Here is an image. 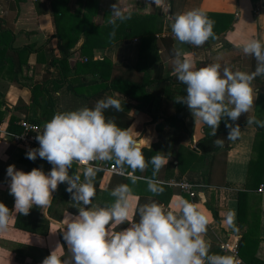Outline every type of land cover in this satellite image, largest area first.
<instances>
[{"label": "crops", "instance_id": "crops-1", "mask_svg": "<svg viewBox=\"0 0 264 264\" xmlns=\"http://www.w3.org/2000/svg\"><path fill=\"white\" fill-rule=\"evenodd\" d=\"M54 1L25 0L17 3L15 0H0V33L14 32V48L40 49L46 45L43 52L33 53L27 58L23 70L16 76L9 62L0 65V122L6 124L8 133L19 134L12 127L13 118L18 119L14 123L16 125L25 117L38 120L44 107L39 108L33 104L31 87L36 83L62 80L61 71L53 61L63 57V48L70 52L77 51L71 60L72 68L77 62L83 67L80 73L72 70L64 81L62 91L57 95V113L84 107L93 108L101 99L116 98L120 100L121 110L109 108L105 110V117L114 120L123 129L130 121L128 128H133L137 141H150L149 147L146 142L141 143L145 159L150 161L151 152L171 154L168 164L157 175V179L165 182L164 191L159 195L149 192L147 184L142 180L132 184L129 177L111 171L108 162H101L103 175H96V196L89 207L111 206L115 198L110 192L121 184H128L135 197L130 200L132 212L136 213L133 215V222L139 221L137 209L141 205L154 201L163 205L165 210L175 212L182 200H188L198 204L199 210L208 219L205 239L211 245L210 254L234 255L228 246H238L240 249L245 237L248 242L243 247V255L249 262L252 255H255L264 263V194L248 189L250 166L263 153L260 137L262 127L247 124L251 117L264 121V77H257L253 81V88L258 92L253 110L242 114L233 122L236 125L244 124L239 127L240 135L229 139L224 174L227 186H220L221 176L214 180V186H206L202 177L204 162L200 151L195 148L205 136L206 125L192 116L187 105L175 101V97L186 95V85L177 79L173 64V50L178 47L182 49L183 58L193 61L196 69L219 63L221 71L224 67L241 71L242 57L247 56L242 51L243 46L253 39L264 43L263 0H165L167 12H163L151 0H61L56 5ZM112 5H118L126 15L131 13L137 20L145 18L142 22H146L149 17L151 24L161 27L162 31L154 35L143 54L141 37L128 40L123 35L125 29L115 28V37L110 39L113 25L107 22V18L112 12ZM57 10H61L63 14L59 15L63 19H56ZM190 10H199L206 16L217 15L214 22L219 21V25L221 21L224 23L225 17L222 16L225 15L233 16L234 21L232 27L222 30L217 36L215 34V39H210L202 47L181 45L171 32L172 17ZM130 23L129 20L122 23L117 21L118 25ZM93 27L97 28L96 31L92 30ZM103 28L106 31L100 33L99 30ZM88 32L89 40L95 46L93 50L86 51L84 46ZM113 40V44L105 46ZM105 61H108L105 67L96 65ZM89 63L94 65L85 67ZM159 64L163 65L160 74L156 70L149 72V68ZM101 75L110 79L121 76L138 84L144 83L147 84L146 89L141 91L124 85L112 86L103 96L96 97L87 105L84 98L76 96L70 88L72 80L100 82ZM155 79L166 81L160 85L151 83ZM103 85H92L84 89V92L88 94L100 90ZM45 105L46 100L43 106ZM173 117H180L184 122V127L180 126L178 132H175L170 121ZM30 149L37 148L16 147L9 138L0 140V203L11 212L7 231L0 232V264H42L58 246H62L57 249V254L62 259L71 257L63 235L69 214L78 215V208L73 205L71 194L66 191L67 184L58 186L57 191L52 194L53 200L49 207L33 206L27 216L15 212V199L9 194L11 180L7 176V168L15 165L16 170L27 173L26 164L31 160L26 158V153ZM39 168L47 174L52 165L43 162ZM152 171L149 163L144 173L136 172L135 175L151 177ZM75 172L81 175L83 181V167L74 164L69 175ZM185 180L194 185L196 197H190L180 188V183ZM244 192L248 194L243 196V205L240 207V193ZM229 209L236 212L238 231L230 229L224 223L225 213ZM18 222L23 228L18 227ZM129 226L126 222L114 230L119 231ZM238 258L242 264L247 263L240 255Z\"/></svg>", "mask_w": 264, "mask_h": 264}, {"label": "clouds", "instance_id": "clouds-1", "mask_svg": "<svg viewBox=\"0 0 264 264\" xmlns=\"http://www.w3.org/2000/svg\"><path fill=\"white\" fill-rule=\"evenodd\" d=\"M155 6L167 12L165 0H151ZM131 19L118 5H112L107 22L113 25L110 39L115 37L117 21ZM171 32L179 44L202 47L215 39L214 21L199 10H190L172 17ZM174 74L186 85V95L175 97L177 103L185 104L192 116L212 129H217L224 118L237 121L242 114L253 110L258 92L253 88L257 77H264V43L253 39L243 46V53L255 58L256 68L251 73L232 71L219 63L196 69L195 63L185 59L182 49L174 48ZM121 110L120 100L107 97L96 102L93 108L84 107L75 111L58 112L46 122L42 133L36 136L40 147L30 149L26 158L37 157L52 165L49 173L33 169L28 173L7 168L10 192L15 199V212L27 216L33 206L49 207L53 193L60 184H67L78 215L69 214L63 239L71 251L70 259H62L57 249L46 257L42 264H241L235 255L210 254L211 245L205 236L208 219L199 210V205L182 200L178 211L165 210L156 202L146 203L137 209L139 221L133 222L132 188L128 184L115 187L110 195L114 202L109 207H89L96 196L94 181L102 169L101 162H113L119 175L127 176L132 184L143 181L153 195L163 193L164 181L157 175L171 158V154L157 153L150 161L145 159L141 143L132 129L119 127L114 120L106 119L105 110ZM247 124L264 128V121L248 118ZM230 129L228 139L240 135L239 126L225 125ZM134 127V126H133ZM137 134V133H136ZM224 140L216 139L215 146H223ZM97 162H99L97 164ZM149 163L151 177L137 176L144 173ZM83 165L81 175H69L73 165ZM130 169L131 171H128ZM169 184L171 182H168ZM82 205V206H81ZM11 212L0 203V232L7 231ZM130 226L114 230L124 223ZM224 223L237 230L236 212L229 209Z\"/></svg>", "mask_w": 264, "mask_h": 264}, {"label": "trees", "instance_id": "trees-1", "mask_svg": "<svg viewBox=\"0 0 264 264\" xmlns=\"http://www.w3.org/2000/svg\"><path fill=\"white\" fill-rule=\"evenodd\" d=\"M17 3L18 2H23L25 0H15ZM61 0H55L53 3L56 5V3H58ZM70 1V0H68ZM61 10H57L55 11V17L57 20H61L63 19V17H60ZM63 14V13H61ZM217 15L215 14H208V18L211 19L212 21H215L216 19H214ZM225 17L224 23L222 24L221 21V25H219V21L218 22H214V28L213 31L214 33L217 34L222 32V30L226 29V28H230L232 27V23L234 21V17L231 15H225L222 16V18ZM74 18V17H72ZM139 20H137L136 18H134L133 16H131V19H129V21H131V25L130 24H120L118 25V27H120L119 29H125V32L123 35H125L126 39H132L136 36H140L142 39V54L143 51L147 48H149L151 41L154 38V35L157 32H161L162 29L161 27H158L154 24H151L149 21V17L146 19V22H142L145 18L140 17L138 18ZM128 21V20H127ZM160 20L158 19V22ZM122 23V22H121ZM118 27H116V30H118ZM113 28V27H112ZM97 28L93 27L92 30L96 31ZM106 31V28H103L101 30H99V32H104ZM129 31V32H127ZM88 35V39L85 43L84 49L86 51L88 50H93L94 48V44L93 41L89 40V32L87 33ZM9 37V38H8ZM15 39V35L14 32H9V31H3L2 33H0V65H2V63L4 62H9L12 66H13V71L15 73V76L20 73L23 70V65L25 63H27V58L35 53V54H40L41 52H43L45 50V47H42L40 49H32L31 47H22L19 49H16L13 47V42ZM170 40V39H169ZM168 41V39H167ZM165 41V42H167ZM115 41H110L109 43H107L105 46L110 44H113ZM47 43V42H46ZM45 43V44H46ZM76 52H70V50L64 49L63 48V57L60 59H55L53 61V63L55 65L58 66V68L61 71L62 74V80L60 81H56V80H50V81H46L45 84H39L36 83L34 85V87H31V91L33 93L32 96V102L33 104H35L36 107L39 108H43L42 113L40 114L38 120H30L29 118L25 117L23 120H20L19 123L21 121H30L33 123H37L40 125H45L46 122L50 121L53 116L57 113L56 111V107L58 105V92L62 91V88L64 85V81L69 77V73L72 70H75L76 73H80V69L83 67V65H80L79 62L75 63L74 67L72 68V64H71V60L74 54H76ZM8 55V56H7ZM2 61V62H1ZM108 61L105 62H99L96 65L99 67H105V64H107ZM256 60L254 57L252 56H243L242 57V68H241V72H245V73H251L253 71H255L256 68ZM94 64H87L85 67H90ZM162 64L156 65L152 68H149V72H152L153 70H156L158 74H160L159 72L162 71ZM116 68V67H114ZM101 83L99 82V80L96 81H84L82 79L79 80H72L71 84H70V88H72L71 90L73 91V93H75L76 96L80 97V98H84V100L87 102V105L90 104L93 100H95L96 97H100L103 96L108 90H110V88L113 87H119L121 85H124L126 87H128L129 89L131 88H135L137 90H141L144 91V89H146V85L144 83H135L133 81H129L126 80L124 78L117 77V78H109L105 75H101ZM165 79H155L154 81H152L151 83H155V84H159L160 83H165ZM110 82V83H108ZM162 83V84H163ZM98 84H104L103 87L99 90H95L93 92H89L88 94H86L84 92V89H86L87 87H90L92 85H98ZM48 97V99H47ZM46 100V105L43 106L44 101ZM106 112V111H105ZM104 112V115H105ZM18 119L17 118H13L12 120V127L15 128V132L17 133H21V128L14 124L15 122H17ZM173 127L175 128V132H178L180 130V126L184 127V122L180 117H173L171 120ZM227 124H231L233 127L236 126H242L244 123H240V124H234L233 121H231L228 118H224L222 119L219 128L217 129L216 132V136H212L210 133L212 131L211 128H209L207 125L205 127V136L202 140H200V142L198 143V150L201 153V157L203 159V173H202V177H203V183L206 186H214V180H218L219 176H221V180H220V186H227L225 179H224V174H225V166H226V159H227V153L229 150V131L230 129L227 128L225 125ZM131 122L129 121V123L125 124L124 129H127L130 126ZM19 127V128H18ZM184 132L186 134H189V132L187 130H184ZM260 137H261V147L263 149V153H264V129H260ZM216 139H222L224 140L223 142V146H215L214 142ZM262 153V155H259V157L257 158V160L254 162H252L250 169H249V175H248V189L250 191H259L261 186H264V154ZM157 153L153 154V152H151L150 155V160L153 156H155ZM211 155V156H210ZM210 156V157H209ZM43 162H46V160L44 159H40L39 157H37V159L35 161H30L26 164L27 167V173L30 172L31 170L35 169H40L39 167L43 164ZM109 166L114 165L113 162H108ZM129 171V169H128ZM103 175V171H99L98 172V177H102ZM216 178V179H215ZM241 197H240V207L243 205L242 198L244 195L248 194V193H240ZM18 227L19 228H23V225L18 222ZM248 239L244 237L243 241L241 242L240 245V249H239V255L240 258L242 260H244L245 262H247L246 264H264L261 260H259L255 255H252V260L249 262L247 260V258L243 255L245 251H243L245 248L244 245L247 244Z\"/></svg>", "mask_w": 264, "mask_h": 264}, {"label": "built area", "instance_id": "built-area-1", "mask_svg": "<svg viewBox=\"0 0 264 264\" xmlns=\"http://www.w3.org/2000/svg\"><path fill=\"white\" fill-rule=\"evenodd\" d=\"M18 125L21 128V133L10 134L7 131L6 124L4 122H0V140H4V139L9 138L10 142L13 145H15L16 147L25 148V147H29V146L32 147L33 146V147L38 149L40 147V145H39L38 141L36 140V136L39 133L43 132L44 125H40V124L33 123L30 121H21ZM195 148H197V147L195 146ZM78 166L84 167L83 165H78ZM108 168L111 171L117 173V170L114 167V165L108 166ZM179 186L182 189V191L187 193L190 197H192V198L196 197L195 187H194V185L191 184V182L189 180L182 181ZM259 192L264 194V186L260 187ZM228 248L233 252V254L237 258L239 257L238 246H235V247H229L228 246ZM241 264H242V261H241Z\"/></svg>", "mask_w": 264, "mask_h": 264}, {"label": "water", "instance_id": "water-1", "mask_svg": "<svg viewBox=\"0 0 264 264\" xmlns=\"http://www.w3.org/2000/svg\"><path fill=\"white\" fill-rule=\"evenodd\" d=\"M263 5H264V0H263Z\"/></svg>", "mask_w": 264, "mask_h": 264}]
</instances>
